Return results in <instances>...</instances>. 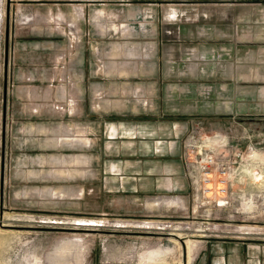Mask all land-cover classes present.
I'll return each mask as SVG.
<instances>
[{"label":"rangeland","instance_id":"1","mask_svg":"<svg viewBox=\"0 0 264 264\" xmlns=\"http://www.w3.org/2000/svg\"><path fill=\"white\" fill-rule=\"evenodd\" d=\"M240 2L0 0V264L264 241V3ZM208 156L224 198L200 197Z\"/></svg>","mask_w":264,"mask_h":264},{"label":"crops","instance_id":"2","mask_svg":"<svg viewBox=\"0 0 264 264\" xmlns=\"http://www.w3.org/2000/svg\"><path fill=\"white\" fill-rule=\"evenodd\" d=\"M241 3V0H237ZM244 2L247 0H243ZM260 4L264 0H253ZM252 3V2H249ZM8 6V4L6 5ZM248 14L255 13L254 7L249 6ZM238 19L237 21H239ZM236 34L240 33L239 31ZM247 37L252 36L251 33H243ZM261 35H257L260 37ZM264 43V40H263ZM245 226V225H244ZM206 264H264V241L262 240H238L229 244H222L218 251L212 253Z\"/></svg>","mask_w":264,"mask_h":264},{"label":"built area","instance_id":"3","mask_svg":"<svg viewBox=\"0 0 264 264\" xmlns=\"http://www.w3.org/2000/svg\"><path fill=\"white\" fill-rule=\"evenodd\" d=\"M205 161V164L202 166V172L199 176V180L196 184H198V191L200 193V197L203 199H214V197L221 195L222 198L225 197L228 186H227V180L225 177V173L227 172L225 167L222 165H218L217 158H213V156H208ZM204 159V160H205ZM215 172L214 177L212 176L211 171ZM207 183H219V189H215L212 187L211 191L215 192V195L210 191V194H206V184ZM212 193V194H211ZM211 195V196H209ZM217 203V201L215 200Z\"/></svg>","mask_w":264,"mask_h":264},{"label":"bare ground","instance_id":"4","mask_svg":"<svg viewBox=\"0 0 264 264\" xmlns=\"http://www.w3.org/2000/svg\"><path fill=\"white\" fill-rule=\"evenodd\" d=\"M254 154H255V153H254ZM254 154H253V155H254ZM258 179L261 180L262 177H261V175H258V174L255 173V174H254V179H253V180H258ZM214 184L217 185V186H218V189H219V186H220L219 183H214ZM214 184H213V183H207V184H206V189H207V190H206L205 193H206L207 195L210 194V191H211V189H212V185H214ZM218 197L222 198L221 195H219ZM216 201H217V200H216ZM220 201L222 202V199H221ZM221 202H220V203H221ZM80 221H81V220H80ZM81 222H82V221H81ZM146 222H147L148 225H149V224H155L153 221H146ZM85 223H87V222H85ZM241 227L246 228L247 226H241Z\"/></svg>","mask_w":264,"mask_h":264},{"label":"water","instance_id":"5","mask_svg":"<svg viewBox=\"0 0 264 264\" xmlns=\"http://www.w3.org/2000/svg\"><path fill=\"white\" fill-rule=\"evenodd\" d=\"M6 31H5V36H4V61H5V55H6ZM4 89H3V93H2V100L4 101V98H5V94H4Z\"/></svg>","mask_w":264,"mask_h":264}]
</instances>
